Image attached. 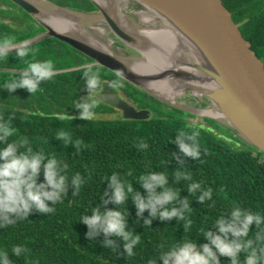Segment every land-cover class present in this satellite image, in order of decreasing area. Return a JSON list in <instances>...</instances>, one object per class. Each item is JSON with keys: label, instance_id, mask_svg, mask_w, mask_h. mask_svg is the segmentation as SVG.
<instances>
[{"label": "trees", "instance_id": "trees-1", "mask_svg": "<svg viewBox=\"0 0 264 264\" xmlns=\"http://www.w3.org/2000/svg\"><path fill=\"white\" fill-rule=\"evenodd\" d=\"M49 1L79 11L96 10L89 0ZM221 1L264 66V0ZM42 31L43 27L19 7L0 0V40L9 38L16 43ZM30 48L33 52L23 59L16 57L15 53L0 57V122L7 123L14 130L6 143H0V148L27 139V146L33 151L42 150L68 165L64 174L69 177V183L63 201L52 205L54 212L40 214L33 210L27 219L17 218L15 224L0 228V251L9 253L12 264H149V260L158 259L162 252L185 241L206 243L205 233L209 229L215 230V221L229 214L233 207L264 215V153L209 118L202 117L201 122L190 121L193 114L158 101L102 66L90 67L98 72L101 83L119 79L130 86L131 90L126 91L138 106L149 108L154 115L145 119L100 117L114 109L98 101L94 93L93 99L98 105L96 118L91 121L79 119L75 106L80 97L88 94L83 68L56 73L53 79L43 82L34 95L26 89L10 93L5 89L6 84L18 79L29 62L51 59L56 70L93 62L55 38L45 39ZM61 115L69 118L60 119ZM70 115L77 118L73 120ZM180 131L195 135L201 146L199 159L193 161L178 151L172 141ZM60 132L69 137L68 142L57 139ZM77 142L78 148L75 146ZM142 142L148 144L146 150L137 149V144ZM149 172L165 173L168 187L180 193V199L188 197L191 210L185 214V219L161 221L156 218L151 226L143 224L148 213H144V218L137 217L131 200L133 193L118 208L129 219L128 231L140 237L135 254L126 256L120 240L116 241L115 250L103 247V234L95 240H88L87 226L79 221L83 215L91 214L94 207L100 206L104 210L100 200L107 190L106 178L118 173L136 191L146 195L139 177ZM177 172L187 173L192 179L178 181ZM76 174H80L84 181L78 192L71 184V177ZM43 179L42 170L40 181ZM193 182H199L203 190L211 189L212 200L201 204L197 199L200 190L196 194L187 190ZM107 207L116 206L109 204ZM168 207H179V200ZM188 220L192 223L185 228ZM261 230L264 226L256 229L253 224L248 239L254 240ZM16 245L26 248L18 257L11 253ZM246 255V252L239 255L241 264ZM220 260L221 264H231L230 258L221 256Z\"/></svg>", "mask_w": 264, "mask_h": 264}, {"label": "water", "instance_id": "water-1", "mask_svg": "<svg viewBox=\"0 0 264 264\" xmlns=\"http://www.w3.org/2000/svg\"><path fill=\"white\" fill-rule=\"evenodd\" d=\"M7 1L19 7L44 29L33 37L14 43L17 47L24 41H29L28 47H31L48 38L58 39L92 59L93 62L85 64L88 67L102 66L109 69L164 104L217 122L264 153V66L250 48L251 44L243 38L221 0H129L132 11H125V16L131 22L138 20L133 11L148 10L193 58L188 62L179 60L172 66L153 70L133 64L131 58H143L142 50L152 47L151 40L160 44L165 42L164 39L160 35V38L146 39L126 30L118 20L113 3L115 0H89L96 8L91 12L43 0L52 7L64 9L85 19V24L80 28V31H85H81L82 33L73 26L64 24L43 4L28 0ZM92 19L101 20L100 23L114 37L113 46L121 50L120 54L97 47L87 37L92 33L86 22ZM157 32L158 30L153 31L151 37ZM15 52L16 49L10 50V53ZM157 55L160 58L161 52ZM82 66L56 70V73L77 70ZM171 81L188 85L176 97L180 104L167 101L157 92L158 86ZM102 84H105L104 88L95 97L121 110L123 118L149 117L148 110H136L117 96L115 89L108 88L107 84L110 83ZM188 95L200 105L187 103L184 97ZM212 108L218 109L223 119L197 112Z\"/></svg>", "mask_w": 264, "mask_h": 264}, {"label": "clouds", "instance_id": "clouds-1", "mask_svg": "<svg viewBox=\"0 0 264 264\" xmlns=\"http://www.w3.org/2000/svg\"><path fill=\"white\" fill-rule=\"evenodd\" d=\"M29 41H24L17 47L12 39L0 40V57L6 58L10 50L16 49L18 58L29 56L33 49L28 47ZM84 85L87 96L80 97V102L75 106L79 112V119L91 121L96 118L95 109L98 107L93 99V94L104 88L98 72L87 65L82 66ZM56 75V66L51 59L29 62L19 73L18 79H13L5 86L10 93L17 89H26L31 95L40 90L43 82L53 79ZM108 88L116 89L121 86L119 79H114ZM60 119L69 117L61 115ZM71 119L77 117L71 116ZM13 129L5 122H0V143H6L7 138L13 135ZM57 139L69 141V137L60 132ZM183 156L195 161L201 156V146L196 141L195 135H189L180 131L172 141ZM28 140L23 139L18 143H7L6 147L0 148V228L13 225L17 218L27 219L35 210L40 214H49L55 211L52 205L62 202L67 191L69 177L64 174L68 165L59 161L55 156H48L42 150L33 151L28 147ZM79 147V142L75 145ZM138 150H146L147 143L137 144ZM25 151L21 152L20 149ZM181 164L182 160L177 158ZM43 170V181H40ZM177 180H191L187 173L177 172ZM107 190L101 197L100 206L94 207L91 214L83 215L79 223L87 226L86 238L95 240L101 234L104 236L102 246L115 250L116 241H122V248L126 256H133L134 249L140 243V237L128 231V218L119 210L118 206L124 205L129 200L134 203L138 218H144L143 224L151 226L153 220L182 221L185 214L191 210L188 197L180 199V193L168 187V176L163 172H149L139 177V184L146 191L142 195L136 191L132 184L122 180L118 173H113L109 178ZM83 178L80 174L71 177V184L78 192ZM187 190L196 194L200 190L198 201L203 204L206 200H212V190H203L199 182L189 184ZM179 200V207H171L173 201ZM50 202V203H49ZM51 204V206H50ZM113 204L115 208H108ZM129 217V212L127 213ZM191 220L185 224L190 227ZM256 229L264 226V215L247 211L241 207H233L227 215L220 216L215 221V230L209 229L204 239L206 243L198 244L185 241L172 246L162 252L158 259L149 260V264H221L220 257L230 258L231 264H241L238 259L242 252H246L243 264H264V230L256 233L255 239H248L251 226ZM115 237L116 239H112ZM26 248L16 245L11 253L20 256ZM0 264H12L9 253L0 251Z\"/></svg>", "mask_w": 264, "mask_h": 264}, {"label": "bare ground", "instance_id": "bare-ground-1", "mask_svg": "<svg viewBox=\"0 0 264 264\" xmlns=\"http://www.w3.org/2000/svg\"><path fill=\"white\" fill-rule=\"evenodd\" d=\"M28 1L45 5L56 17H58L61 21H64V24L66 23L73 26L75 30L80 31V28H82L83 24H85V19H83L79 15L75 13H70L69 11H66L64 9L52 7L50 4H47L43 0ZM113 3L118 14V20L126 30L131 31L135 35L146 39L160 38L158 36L160 35L161 38L165 41L164 43L158 44L154 40H151L153 42V44H151L152 47H149V49L147 50H142L143 58H131L133 64H136L137 66H142V68H147L148 70H153L158 67L160 68L172 66L176 61L179 60L183 62H188L189 60L193 59L189 51H187V49L175 37H173L168 31H166L164 25L151 12H149L148 10H139L136 12L133 11V14L136 15L138 20L131 22V20H129L125 16V11H132L129 8V0H115ZM100 22L101 20L99 19H92L89 22H86L90 25V31L92 33L90 36H86L88 38L90 37L89 39L92 40L97 47L107 52L115 53L116 51L120 54L121 50L113 46L114 37L110 35L108 29L103 26ZM157 30V34L151 37L153 31ZM81 31L85 32L83 30ZM81 31L79 33H82ZM158 52H161L160 58L157 55ZM187 86L188 85L182 82L171 81L167 84L158 86L157 92L161 97L165 98L167 101L177 103V95L181 94V92H183L184 88ZM197 112L208 113L219 119H223L222 114L216 108H212L210 110H197Z\"/></svg>", "mask_w": 264, "mask_h": 264}, {"label": "flooded vegetation", "instance_id": "flooded-vegetation-1", "mask_svg": "<svg viewBox=\"0 0 264 264\" xmlns=\"http://www.w3.org/2000/svg\"><path fill=\"white\" fill-rule=\"evenodd\" d=\"M116 79V78H115ZM114 80V79H113ZM103 82H108V83H111L112 81H108V80H105V81H103ZM102 82V83H103ZM120 84H121V86L119 87V88H116L115 89V93L117 94V96H119L120 98H122V99H124L126 102H128L131 106H133L136 110H148L150 113H152L151 112V110L149 109V108H140L139 106H138V102L137 101H135L133 98H131L129 95H128V93H127V91H126V89L127 90H131V89H128V86H126L124 83H122V82H120ZM101 90H102V88L99 90V92H101ZM95 95H96V93L94 94V97H95ZM97 99V98H96ZM98 101H100V100H98ZM101 102V101H100ZM103 103V102H102ZM105 104V103H104ZM106 105H108V104H106ZM108 106H110V105H108ZM110 107H112L114 110L113 111H117L118 113H120V115L122 116V112H121V110H119V109H117V108H115V107H113V106H110Z\"/></svg>", "mask_w": 264, "mask_h": 264}, {"label": "rangeland", "instance_id": "rangeland-1", "mask_svg": "<svg viewBox=\"0 0 264 264\" xmlns=\"http://www.w3.org/2000/svg\"><path fill=\"white\" fill-rule=\"evenodd\" d=\"M116 43V42H115ZM114 43V44H115ZM120 81V80H119ZM120 82H122V81H120ZM123 83V82H122ZM126 85V84H125ZM130 87V86H129ZM128 87V89H130ZM184 99H186V102L187 103H189V104H192V105H194V106H196V105H200V104H198L197 102H196V100L192 97V96H190V95H188V96H185L184 97ZM152 115H154L153 113H150V115L149 116H152ZM100 117H104V118H118V117H122L121 115H120V113H118L117 111H113L112 113H109V114H103V115H100ZM190 121H192V122H201V120H202V117L201 116H196V115H193V117H190V119H189Z\"/></svg>", "mask_w": 264, "mask_h": 264}]
</instances>
